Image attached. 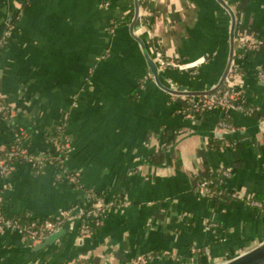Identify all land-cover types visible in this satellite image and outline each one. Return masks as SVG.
Returning <instances> with one entry per match:
<instances>
[{
    "label": "crops",
    "instance_id": "crops-1",
    "mask_svg": "<svg viewBox=\"0 0 264 264\" xmlns=\"http://www.w3.org/2000/svg\"><path fill=\"white\" fill-rule=\"evenodd\" d=\"M224 1L237 30L264 45V0ZM146 9L148 28L139 19L134 31L151 57L155 47L187 64L206 59L168 70L162 83L183 93L215 88L230 54L229 12L217 0H147ZM134 14V0H0V95L13 109L0 116V148L17 133L31 154L51 155L50 137L63 126L65 167L79 175L76 186L57 180L54 165L36 173L16 163L0 176L5 214L80 213L92 194L131 203L111 210L83 242L74 220L40 254L5 255L0 264H223L264 242V212L243 201H264V82L257 79L264 53L238 50L243 58L235 59L255 115L216 109L187 117L186 97L172 99L152 79L130 33ZM221 122L230 129L221 133ZM225 168L232 169L226 187L242 200L203 198L198 182ZM24 246L17 233L0 236V249ZM149 254L153 260L139 262Z\"/></svg>",
    "mask_w": 264,
    "mask_h": 264
},
{
    "label": "built area",
    "instance_id": "built-area-1",
    "mask_svg": "<svg viewBox=\"0 0 264 264\" xmlns=\"http://www.w3.org/2000/svg\"><path fill=\"white\" fill-rule=\"evenodd\" d=\"M140 13V19L143 21L144 26L148 28L144 20L149 18L150 14L147 9L141 10ZM12 28L11 26L10 29ZM10 34L11 32H8L7 37L10 38ZM238 50H243L245 54L257 51L261 52L264 51V45L250 40L246 37L244 32L236 28L234 60L223 87L221 90L208 96L186 97V105L182 111L184 115L192 117L193 114L216 109H223L226 113L232 111H239L248 115H254L256 113L254 108L246 106L241 91V87L244 84V75L239 66L235 63V59H241L243 56L237 53ZM151 51L152 58L158 66L160 75L165 74L171 69L179 71L192 70L206 63V59L202 58L197 62L187 64L176 59H171L164 51L155 49V47L151 48ZM257 79L264 82V68L258 73ZM169 88L178 91L172 81L169 83ZM169 95L172 99L176 97L171 94ZM12 111L13 109L10 107L5 97L0 95V116L3 118L11 117L13 115ZM260 123L264 124V119H262ZM218 126L221 133L230 129L229 125L225 122H221ZM63 133L64 127L61 126L56 130V133L50 137V140L56 146L55 152L57 157L31 154L24 146L21 135L15 133L14 142L10 145L8 151L0 153V176L2 178L9 177L14 171V165L19 162L30 163L34 167L36 173H41L47 165H54L57 167V180H67L71 184L77 186L79 175L69 174L65 167V158L69 152V145L63 140ZM231 174L232 169L225 168L201 179L197 184L199 194L203 198L220 201L222 203L242 200L238 193L230 191L226 187V182L230 179ZM214 175L218 177L217 180L213 178ZM213 185H217L221 190L217 193L214 192L212 190ZM6 189H8V187L5 186L0 190V236H4L7 233H17L20 235L21 241L25 246L33 245L45 239L47 236L54 233L56 229L61 227L67 220H73V222L77 220L80 223L78 241L83 242L103 226L106 215L111 210H123L131 206L128 200H122L120 203H117L116 200L108 201L103 197H94L90 195L92 201L91 206L82 210L80 213L74 210L60 211L57 215L44 220H32L30 217L26 216L25 222L23 223L21 217H8L5 214L3 204ZM243 201L247 207L264 212V201H259L257 199H245ZM192 252L198 254L200 251L193 248ZM153 258L154 256L149 254L145 258H140L139 262L145 263L149 260H153Z\"/></svg>",
    "mask_w": 264,
    "mask_h": 264
},
{
    "label": "water",
    "instance_id": "water-1",
    "mask_svg": "<svg viewBox=\"0 0 264 264\" xmlns=\"http://www.w3.org/2000/svg\"><path fill=\"white\" fill-rule=\"evenodd\" d=\"M217 1L229 12L231 16V20H232L231 31H230V54H229V59H228L226 69L224 71V74L222 75L220 82L215 88L209 91H205V92H185L183 93V92L172 90L162 83L158 66L156 65L153 58L150 56L146 44L144 43L142 39H140L139 37L135 35L134 30L140 19V0H134L135 14H134V18L130 25V33L133 39L139 43L143 51V55L146 59L152 79L155 81L156 85L160 89H162L165 93L171 94L174 96H179V97H203V96L214 94L217 91L221 90V88L223 87L229 75V72L231 70L233 60H234L235 32L237 28V16L235 12L232 10V8L224 0H217ZM72 223H73V220H67L65 223L62 224L61 227L56 229L54 233H52L51 235L47 236L45 239L38 241L37 243L33 245H28V246L18 247V248H10V249H0V257H3L5 255H25L28 257L36 256L40 254L42 251H44L45 249H48L49 247H51L54 243H58L60 239L69 232L72 226ZM223 264H264V242L261 243L256 248L236 258H233Z\"/></svg>",
    "mask_w": 264,
    "mask_h": 264
},
{
    "label": "trees",
    "instance_id": "trees-1",
    "mask_svg": "<svg viewBox=\"0 0 264 264\" xmlns=\"http://www.w3.org/2000/svg\"><path fill=\"white\" fill-rule=\"evenodd\" d=\"M140 6H141V10H145L146 8H147V0H140ZM18 17V16H17ZM19 18V17H18ZM18 18H17V20H18ZM15 22H17L16 20H14V22H12L13 24L15 23ZM144 22H145V24H147L146 22H147V19H145L144 20ZM7 40H10V38L9 37H7L6 36V39H5V41H7ZM263 53H264V51H262ZM246 106L248 107V105L246 104ZM256 114V113H255ZM254 114V115H255ZM10 148V145H8V146H5V147H3V148H0V153H5V152H7L8 151V149ZM48 156H50V157H57V154H56V152L55 153H53V154H51V155H48ZM155 158V157H154ZM153 158V159H154ZM213 178L215 179V180H217L218 179V177L217 176H213ZM218 182V181H217ZM212 190L214 191V192H218V191H220L221 190V188L220 187H218L217 185H213L212 186ZM92 196H94V197H102L101 195H99V194H92ZM123 199H118V200H116L117 201V203H120L121 201H122ZM91 204H92V201H91ZM91 204H90V206H91ZM25 219L26 218H22V221H23V223L25 222Z\"/></svg>",
    "mask_w": 264,
    "mask_h": 264
}]
</instances>
